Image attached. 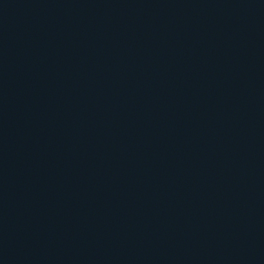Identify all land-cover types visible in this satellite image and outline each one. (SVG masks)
Instances as JSON below:
<instances>
[{
    "label": "water",
    "instance_id": "water-1",
    "mask_svg": "<svg viewBox=\"0 0 264 264\" xmlns=\"http://www.w3.org/2000/svg\"><path fill=\"white\" fill-rule=\"evenodd\" d=\"M0 264H264V0H0Z\"/></svg>",
    "mask_w": 264,
    "mask_h": 264
}]
</instances>
